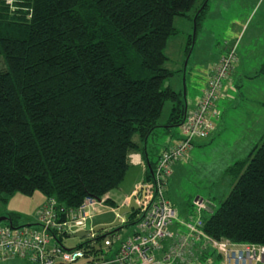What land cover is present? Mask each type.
<instances>
[{
	"label": "trees",
	"instance_id": "obj_1",
	"mask_svg": "<svg viewBox=\"0 0 264 264\" xmlns=\"http://www.w3.org/2000/svg\"><path fill=\"white\" fill-rule=\"evenodd\" d=\"M8 1L0 0V199L39 191L67 208L100 200L141 150L135 136L142 143L184 120L164 51L177 34L174 19L197 0ZM225 175L232 188L205 218L204 233L264 246V135Z\"/></svg>",
	"mask_w": 264,
	"mask_h": 264
},
{
	"label": "built area",
	"instance_id": "obj_2",
	"mask_svg": "<svg viewBox=\"0 0 264 264\" xmlns=\"http://www.w3.org/2000/svg\"><path fill=\"white\" fill-rule=\"evenodd\" d=\"M235 62L236 45L219 59L201 100L186 113L179 142L160 152L148 180L138 188L141 193L135 192L137 211L130 213L136 216L130 235L120 238L129 219L118 215L119 229L101 232L109 234L98 239L101 233L95 234L88 226L90 211L103 205L96 198L85 197L77 208H67L48 198L37 215V224L22 228L11 223L0 226V262L17 259L26 264H208L215 254L222 264H264V246L215 240L204 233L205 215L214 209L210 200L194 198L188 218L182 220L166 197L172 167L196 141H205L213 133V121L219 115L217 101ZM79 232H88L85 246L64 249L62 240Z\"/></svg>",
	"mask_w": 264,
	"mask_h": 264
},
{
	"label": "rangeland",
	"instance_id": "obj_3",
	"mask_svg": "<svg viewBox=\"0 0 264 264\" xmlns=\"http://www.w3.org/2000/svg\"><path fill=\"white\" fill-rule=\"evenodd\" d=\"M228 1L229 10H225L224 12L228 15L229 19L231 14L228 13L236 11V0ZM8 2L9 5H11V1L9 0ZM14 9L15 8L13 7L12 11ZM259 10L261 12L264 10V1L263 5L259 7ZM203 23L204 21L202 18L200 21V27L194 37L193 22H189L183 17L175 18L173 25L177 30V34L168 39L164 51V54L168 58L165 63L167 69L172 71L180 69V72L181 70L186 69V78L189 79V81L190 79L193 81V85L187 84L188 90H198L205 79L206 70L210 69L208 64L206 65V61L208 60V51L211 43L205 37ZM189 37H192L193 44L190 46V51L187 52V41ZM230 44L231 42L227 43V47L230 46L227 51L231 48ZM248 101H252V99H248ZM170 106L171 103H165L159 120L160 123H165L166 119H168L171 109ZM263 117L264 112L261 114V118ZM263 122L264 121H261L259 125H262ZM259 125L248 132L250 133L253 131L251 134L252 138H256V136L261 134L264 130V128L259 127ZM164 129L165 128L157 129L151 136L150 144L153 147V153L148 149V157L152 162H154L157 154L163 149V147L169 148L176 145L181 139V127L170 128L166 130H170L168 133H165ZM242 133H247V131ZM239 138L240 137L235 138L230 135V140H227L230 142L229 144L231 146L233 140L236 141ZM216 142L218 141L200 148H195L191 153L190 149L187 153V155L190 153L189 162L186 161L185 164H182L184 165V167L182 166V170H179L178 168L174 169L172 167L171 175L167 180L166 197L181 218L188 215V212H191L190 206L193 199L196 197L210 200L214 205V210L217 209L232 188V179L226 176L224 171L232 166L235 161L244 159L246 158L245 156L249 154L247 153L243 156V154L239 153L240 151H234L235 148H232L231 151L228 149L227 145L221 143L216 144ZM257 143H260V140ZM142 169L143 167L140 166L129 168L119 187L100 199V201L103 202V205L96 206L95 209L90 211V220L88 222L89 229H95L100 226H111L117 221L120 209L127 205L128 200L126 196L128 195L129 190L131 188L133 189L135 183L140 185L142 182L144 177ZM138 192L141 193L140 189ZM107 200H109V202ZM45 201L46 198L39 191H35L30 196L21 193H15L12 196H3L2 199H0V218H6L7 220L0 222V226L10 225V222L17 228L37 224V215ZM126 216L129 219V223L126 225L127 227L120 231V238L122 239L127 235H130L134 230L132 223H134L136 216H131L130 213L126 214ZM208 216H210V214L205 215L206 218ZM87 241V238H64L62 240V247L66 250H72ZM95 247H98V244H95ZM107 256H110V254H107ZM15 260L16 261L12 262L26 264L21 260ZM208 264L222 263L218 260V257L213 254Z\"/></svg>",
	"mask_w": 264,
	"mask_h": 264
},
{
	"label": "crops",
	"instance_id": "obj_4",
	"mask_svg": "<svg viewBox=\"0 0 264 264\" xmlns=\"http://www.w3.org/2000/svg\"><path fill=\"white\" fill-rule=\"evenodd\" d=\"M263 1L264 0H236V11L228 13L231 14L228 19V15L224 12L225 10H229L228 0H197L196 6H194L193 10L185 17V19L194 24V18L199 14L200 10L205 7L201 19L203 18L204 21L203 28L205 37L211 43L208 51V60L206 61V65L208 64L210 69L206 70L205 79L198 90H188L187 84L193 85V81H191V79L189 81V79L186 78V69L180 72V69L172 71L165 67L167 70L175 72V75L169 79L167 85L173 91L182 95L186 113L192 111L200 101L207 78L219 59L230 47H227V43L231 42V46L236 45V62L229 76L223 82L221 93L217 101L216 107L219 111V115L214 119V131L209 139L205 141H196L190 153L195 148H200L218 141L216 144L221 143L227 145L228 149L231 151L232 148H235L234 151H240L239 153L245 156V154L252 151L258 144L257 142H259L264 135V130L261 134L257 135L256 138L251 137L253 131L248 133L252 128L258 127L261 121H264V117L261 118V114L264 112V75H259V71L264 65V10L262 12L259 10V7L263 5ZM195 36L194 26V37ZM190 38L192 37H189V39ZM188 41L187 45H189ZM248 99H252V101H248ZM165 123L160 124L163 125ZM259 127L264 128V122L262 125H259ZM166 130L168 129H164L165 133L170 131ZM245 131H247V133H242ZM230 135L235 138L240 137L236 141L233 140L231 146L228 141L230 140ZM133 140L141 147V150L131 152L128 155L129 168L143 167L142 172L144 177L140 185L135 183L133 189L131 188L129 190L126 196L128 200L127 203L130 201V198L134 196L137 189L145 182L147 173H150V163L154 165L157 161L158 154L163 149L167 148L163 147L157 154L154 162H152L148 157V149L153 153V147L150 144L151 137L142 143L136 136ZM189 154L187 157L185 156L186 158L184 157L185 159L183 158L177 162L173 168L182 170V166L184 167L182 164H185L186 161L189 162ZM247 156L248 155L245 157ZM187 218V215L183 218L180 217L182 220ZM12 261L16 260L9 259L0 262V264L14 263Z\"/></svg>",
	"mask_w": 264,
	"mask_h": 264
},
{
	"label": "water",
	"instance_id": "obj_5",
	"mask_svg": "<svg viewBox=\"0 0 264 264\" xmlns=\"http://www.w3.org/2000/svg\"><path fill=\"white\" fill-rule=\"evenodd\" d=\"M133 211H137V206H136L134 198L132 197V198H130V201L127 203V205L124 208L120 209L119 216L129 214ZM6 220H7L6 218H0V222L6 221ZM118 227H119V223H118V221H116L111 226L97 227V228L93 229V232L95 234H99L101 232H105V231H108L110 229L118 230L119 229ZM87 237H88V232H79V233H76L73 236H71V238H80V239L87 238ZM81 264H83V263H81Z\"/></svg>",
	"mask_w": 264,
	"mask_h": 264
}]
</instances>
